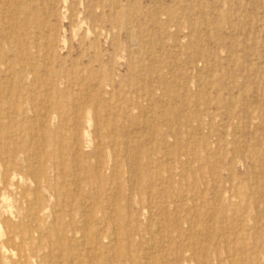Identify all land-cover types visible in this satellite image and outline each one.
Returning <instances> with one entry per match:
<instances>
[{"label":"rangeland","instance_id":"rangeland-1","mask_svg":"<svg viewBox=\"0 0 264 264\" xmlns=\"http://www.w3.org/2000/svg\"><path fill=\"white\" fill-rule=\"evenodd\" d=\"M0 14V127L21 128L34 176L46 168L35 216L18 197L30 172L0 184V264H76L56 231L87 232V212L126 215L156 264H179L185 241L207 264H264V0H0ZM196 222L204 238L185 239ZM168 236L171 255L150 241Z\"/></svg>","mask_w":264,"mask_h":264},{"label":"bare ground","instance_id":"bare-ground-1","mask_svg":"<svg viewBox=\"0 0 264 264\" xmlns=\"http://www.w3.org/2000/svg\"><path fill=\"white\" fill-rule=\"evenodd\" d=\"M3 1V0H1ZM8 3V2H7ZM26 5V4H25ZM5 10V9H4ZM3 11V10H2ZM17 11V8H16ZM5 12V11H4ZM2 14V13H1ZM0 14V15H1ZM5 14V13H4ZM17 15V14H16ZM11 17V16H10ZM9 18V17H8ZM4 19V18H3ZM15 19H13L14 21ZM11 22V21H10ZM13 23V22H12ZM11 24V23H10ZM13 25V24H11ZM16 26V25H15ZM12 29V28H11ZM193 29V28H192ZM8 30V29H7ZM11 31V30H10ZM16 31V30H14ZM17 32V31H16ZM15 32V33H16ZM45 38V37H43ZM39 39V38H38ZM46 39V38H45ZM44 39V40H45ZM48 40V39H47ZM34 43V42H33ZM26 45V44H24ZM2 47V46H1ZM28 47V46H26ZM39 47V46H38ZM10 49V48H9ZM179 49V48H178ZM200 49V48H199ZM196 50V49H195ZM201 52V51H200ZM53 53V52H52ZM187 53V52H186ZM189 53V52H188ZM194 53V52H193ZM181 54V52H180ZM200 55V54H199ZM13 57V56H12ZM18 57V56H17ZM44 57V56H42ZM196 57V56H195ZM194 57V58H195ZM36 59V58H35ZM200 60V59H199ZM177 62V61H176ZM190 63V62H189ZM202 64V63H201ZM5 68V67H4ZM7 68V67H6ZM38 68V67H37ZM175 69V68H174ZM207 72V71H206ZM212 73V72H211ZM213 74V73H212ZM216 74V73H215ZM197 75V74H195ZM213 76V75H212ZM48 77V76H47ZM7 78V77H6ZM207 78V77H206ZM211 78V77H210ZM3 79V78H2ZM255 79V78H254ZM259 79V78H258ZM184 84V83H183ZM199 85V84H198ZM72 87V86H71ZM12 89V86H11ZM198 89V88H197ZM207 90V89H206ZM209 90V89H208ZM8 90H6L7 92ZM202 91V90H201ZM210 91V90H209ZM198 92V91H196ZM5 93V92H4ZM199 93V92H198ZM197 93V94H198ZM6 94V93H5ZM47 94V92H46ZM50 94V93H49ZM207 94V93H206ZM193 96V95H192ZM207 96V95H206ZM183 98V95H182ZM36 100H43V98H35L33 103L34 105H39L38 103H36ZM1 101V98H0ZM16 101V100H15ZM179 101V100H178ZM42 103V102H41ZM188 104V103H187ZM2 103L0 102V111L2 109L1 107ZM33 105V106H34ZM82 105V104H81ZM176 105V104H175ZM236 105V104H235ZM73 107V106H72ZM75 107V106H74ZM85 106L82 107V109ZM172 107V106H171ZM233 107V106H232ZM76 108V107H75ZM79 108V107H78ZM78 108L75 110L76 113H78ZM187 108V107H186ZM80 109V108H79ZM184 110V109H183ZM80 111V110H79ZM40 112V111H39ZM84 112L83 110H81V112H79V117L76 114V121H79L81 119L80 118V113ZM24 114V113H23ZM213 114V113H212ZM0 115H2V113L0 112ZM17 115V114H16ZM21 115V114H20ZM37 115V112H33L32 114ZM39 115V114H38ZM0 116V121L3 119V117ZM19 116V115H18ZM44 117H48L46 114H43ZM177 116V115H175ZM40 117V116H39ZM82 117V116H81ZM183 117V116H182ZM209 117V115H208ZM33 118V117H32ZM37 118V117H36ZM15 119V117H14ZM17 119V118H16ZM23 119V118H22ZM79 119V120H78ZM179 119V118H178ZM181 119V118H180ZM177 120V119H176ZM213 120V119H212ZM21 121V120H20ZM211 121V120H210ZM250 121V120H249ZM178 122V120H177ZM176 122V123H177ZM8 123V127L5 128L6 131H3L4 129H2L3 126L0 127V184H1V189L3 191L6 192H11L14 190L15 188V184H14V178L16 175H21L24 176V171H28L31 173V169L28 166V164L25 162L24 158L20 156V154H23L24 152L22 150H20L17 147V143H19L21 140H23L20 135H19V129L16 127L15 125L12 124V126H10L11 122L7 121ZM172 123V122H171ZM175 123V124H176ZM147 124V123H146ZM198 124V123H197ZM150 126V125H149ZM154 127V126H153ZM171 127V125H170ZM42 128H44L42 126ZM43 130V129H42ZM89 130V129H88ZM178 130V129H177ZM190 130V129H189ZM3 132V136L1 135ZM191 132V131H190ZM43 133H45L43 131ZM35 134V133H34ZM46 134V133H45ZM85 134V133H84ZM176 134V133H175ZM18 135V136H17ZM77 135V134H76ZM78 136V135H77ZM87 136V135H86ZM27 138L31 139V137H37L36 135H31V134H27L26 136ZM63 137V136H62ZM84 137V136H83ZM43 138V137H42ZM76 139V138H75ZM87 139V138H86ZM42 140V139H41ZM87 142V141H86ZM220 142V141H219ZM202 143V142H201ZM89 144V143H88ZM226 145V144H225ZM42 146V145H41ZM44 146V145H43ZM46 146V145H45ZM224 146V145H223ZM30 147V146H29ZM75 147V146H74ZM60 148V147H59ZM130 149V148H129ZM43 150V149H42ZM47 152V151H46ZM44 152V153H46ZM50 152V150H49ZM43 155V154H42ZM48 155V154H45ZM141 155V154H140ZM192 155V154H191ZM40 157V156H39ZM249 158V157H248ZM207 160V159H206ZM40 163V162H37ZM137 163V162H136ZM191 164V163H190ZM137 167V166H136ZM139 168V166H138ZM137 168V169H138ZM54 169V168H53ZM71 169V168H70ZM131 169V168H130ZM136 169V170H137ZM210 169V168H209ZM45 170L46 168L42 167V168H38L36 169L37 171V176H34V172L32 171V176L27 177L30 184H32V186H34L33 189H30V187L25 186L23 188H20L19 192H18V197L20 199H23L26 202V206L30 207L27 211L29 212V215L31 214L32 216H35L38 212H39V207H38V203L40 201V195H39V190L41 188L40 183L42 181V179L44 178V174H45ZM58 173V170H57ZM62 173V172H61ZM132 173V172H131ZM134 173V171H133ZM73 174V173H72ZM80 174V173H79ZM65 175V174H64ZM70 175V174H69ZM79 176V175H78ZM140 176V175H139ZM210 176V175H209ZM76 177V176H75ZM55 178V176H54ZM53 178V180H54ZM21 180V179H19ZM66 180V179H65ZM214 181V180H212ZM250 181V180H249ZM63 184V183H62ZM72 185V184H71ZM24 186V185H23ZM70 188V187H69ZM190 188V187H189ZM77 189V188H76ZM71 190V189H70ZM158 190L157 188H155V191ZM184 190H188L187 187H185L184 185H181L180 188L176 191L179 194L182 193V191ZM190 190V189H189ZM164 191V190H163ZM70 192V191H69ZM74 192V191H73ZM31 193V199L28 198L27 194ZM150 193V192H149ZM260 193V192H259ZM77 194V193H75ZM185 194V192H184ZM176 195V196H178ZM74 196V195H72ZM78 196V195H77ZM260 196V195H259ZM167 197V196H166ZM165 197V198H166ZM185 197V196H184ZM214 197V196H213ZM262 197V196H261ZM50 198V197H49ZM60 198V197H59ZM218 198V197H217ZM63 199V198H62ZM70 199H73L72 197ZM76 199V198H75ZM83 199V198H82ZM212 199V198H211ZM216 199V197L214 198ZM257 199V198H256ZM264 199V198H263ZM11 200V199H9ZM167 200V199H166ZM165 200V201H166ZM258 200V199H257ZM7 201V200H6ZM72 201V200H71ZM70 201V202H71ZM84 201V200H83ZM186 201V200H185ZM11 202V201H10ZM187 202V201H186ZM213 202V200H212ZM261 202V201H260ZM171 203V202H169ZM176 203V202H175ZM184 203V202H183ZM215 203V201H214ZM181 205V204H180ZM183 205H186L185 203ZM213 205V204H212ZM40 206V205H39ZM67 207V206H66ZM71 207V206H70ZM62 208V207H61ZM65 208V207H63ZM181 208V207H180ZM69 209V208H68ZM71 209H69L70 211ZM167 210L165 209V207H163L162 209H160V211H164ZM10 211V210H9ZM159 211V210H158ZM198 211V210H197ZM11 212V211H10ZM217 213V211H215ZM72 213V212H71ZM98 212H87L84 213V215L88 216L86 218H84L82 221L83 223H89L88 225L90 226L89 230L87 232H83L78 230L77 228H74L71 225L67 226V230L66 227L64 228L63 231H59V233L56 231V238L57 241H61L63 243V237L66 234H70V240H68L67 242V246L64 244L65 248H66V252L65 254H63L62 256H64V259L67 260V256H71L70 260H72L75 256V254L73 255H69L67 251H71V250H80L83 253L80 254V252H78V254H76L75 259V263L76 264H111L110 261V254L107 251L108 249H114L115 252V256L114 257H125L126 261L129 262V264H156L151 257H147L146 253H144V250L142 248H140L139 246H137L134 241L131 239V237L128 235L125 226L128 225V222L126 221V215H122L120 212H107L109 214H105L106 212H99L100 215L99 217H97ZM145 213V212H144ZM165 213V211H164ZM168 213V212H167ZM187 213V212H186ZM244 212H240L239 214H243ZM214 214V213H213ZM28 215V213H27ZM28 215V216H29ZM112 215V216H111ZM162 215V214H161ZM31 216V217H32ZM160 216V215H159ZM166 216V215H164ZM204 216V215H203ZM11 217V216H10ZM30 217V218H31ZM161 217V216H160ZM182 217V216H181ZM29 218V217H28ZM27 218V219H28ZM29 218V219H30ZM168 218V217H167ZM166 218V220H167ZM210 218V217H209ZM157 220V218H156ZM165 220V221H166ZM31 221V220H30ZM211 221V220H210ZM209 221V223H210ZM33 222V221H32ZM4 223H5V228L7 230V232L9 233L8 235V240L10 239V236L16 231L17 225H13L8 219L4 218ZM208 223V222H207ZM32 224H35L32 223ZM39 224V223H38ZM52 224H54V222H52ZM83 225H87V224H83ZM179 225V224H178ZM177 225V226H178ZM213 225V224H211ZM224 225V224H223ZM36 226V224H35ZM77 226V225H76ZM225 226V225H224ZM139 227V226H137ZM221 227H217L218 232L220 233V236H224L225 232L224 229ZM237 224L230 227L229 229H235V236L233 238H230L228 236V240H236V235L240 232H243L240 228L241 227H237ZM213 228V227H212ZM87 229V228H86ZM108 229H111L112 233L108 232ZM138 232L141 231V229H136ZM192 230H195L194 232ZM196 232V233H195ZM65 233V234H63ZM182 236L185 239H190L191 237H193L194 234H197L199 237H202L200 239L204 238L203 232H202V228L201 226L196 222V223H191L188 225L187 229L185 231H182ZM231 233V232H230ZM16 234H20L21 236L18 237L21 239V241H23L24 239H30V234L28 232V230H22L21 232H17ZM119 235L120 238H118ZM208 235V234H207ZM245 235V234H244ZM121 237L125 238V240L127 239V243H123L121 240ZM249 237H251L250 239H252V234H249ZM45 238V237H43ZM245 238H247V236L245 235V237H243L241 243H240V248L243 250L244 248H246V243H244V241L246 240ZM79 240V241H77ZM173 240V237L168 236L167 240L164 239H159V240H155L152 238V242H156L157 243V249L160 251V253H166L167 255H171V241ZM49 241V239H48ZM183 241V240H182ZM39 244V243H38ZM190 244V243H189ZM44 245V244H43ZM12 246V245H11ZM14 246V245H13ZM80 246V248L78 249V247ZM139 247V248H138ZM236 247V246H235ZM136 249L134 255L132 254V250ZM207 250L209 249L208 247H200L199 250ZM4 250V249H3ZM6 251V250H5ZM75 251V252H76ZM212 251L214 252H218L219 248L218 246L213 248ZM151 253V252H150ZM61 255V254H60ZM154 255V254H153ZM158 255V254H157ZM216 255V254H215ZM232 255V253H231ZM113 257V256H112ZM189 259V261L191 260L192 263L195 264H207V260L205 258H199L196 257L195 251L190 249V246L185 242H183V244L181 245V248L178 250V252L175 255V259L180 260L178 261L179 264H187L185 259ZM52 259V258H51ZM124 258H120L119 260H122ZM237 259V258H236ZM182 260V261H181ZM21 261V260H20ZM173 262V261H172ZM72 263V262H71ZM125 263V262H124ZM177 263V262H176ZM173 264V263H172ZM231 264V263H230Z\"/></svg>","mask_w":264,"mask_h":264}]
</instances>
